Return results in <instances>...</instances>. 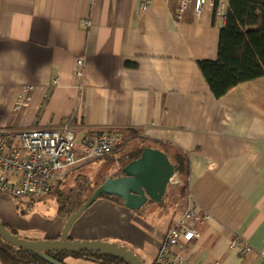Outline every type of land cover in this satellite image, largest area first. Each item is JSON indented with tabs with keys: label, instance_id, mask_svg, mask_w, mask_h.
I'll list each match as a JSON object with an SVG mask.
<instances>
[{
	"label": "crops",
	"instance_id": "0c3cea01",
	"mask_svg": "<svg viewBox=\"0 0 264 264\" xmlns=\"http://www.w3.org/2000/svg\"><path fill=\"white\" fill-rule=\"evenodd\" d=\"M219 1L227 10L228 0ZM141 2L0 0V128L67 125L77 158L84 137L108 133L129 147L186 157L184 194L174 185L162 198L175 209L163 229L139 215L145 205L131 211L99 198L72 225L69 239L108 237L132 251L148 243L154 257L173 220L192 207L208 218L184 249L188 264H264V77L216 99L197 62L216 60L223 24L209 10L178 16V0H151L145 10ZM78 59L81 76L74 73ZM29 86V101L16 109ZM113 157L79 162L65 176ZM0 220L26 233L39 231L36 240H55L66 218L56 213L53 221L27 220L2 195ZM235 239L251 251L239 254L231 247ZM73 259L63 263L79 261Z\"/></svg>",
	"mask_w": 264,
	"mask_h": 264
},
{
	"label": "built area",
	"instance_id": "2783aa9c",
	"mask_svg": "<svg viewBox=\"0 0 264 264\" xmlns=\"http://www.w3.org/2000/svg\"><path fill=\"white\" fill-rule=\"evenodd\" d=\"M150 3L151 0H142L140 9L145 10ZM187 10H192L194 15L209 10L220 24L224 23L226 15V7L219 0H178L177 15L181 16ZM75 65V76H81L83 61L78 59ZM32 91L31 86L23 88L16 101V109L29 101ZM122 143L115 133L92 134L83 138L80 158H77L74 134L67 125L17 130L0 128V194L17 201L47 196L53 192L55 182L79 162L108 156ZM171 183H178L176 177ZM207 218V215L199 216L192 207L186 208L163 235L150 264H188L184 249L198 239L196 225ZM231 247L241 255L251 251L238 239L231 242ZM261 258L264 260V253Z\"/></svg>",
	"mask_w": 264,
	"mask_h": 264
},
{
	"label": "trees",
	"instance_id": "16d2710c",
	"mask_svg": "<svg viewBox=\"0 0 264 264\" xmlns=\"http://www.w3.org/2000/svg\"><path fill=\"white\" fill-rule=\"evenodd\" d=\"M197 66L209 91L216 99L239 84L264 77V0H228L225 20L219 29L217 58L214 61H199ZM128 142H123L112 154L103 158L106 159L123 151L125 153L120 158L121 163L126 164L136 159L145 147L142 145L129 147ZM171 158L168 160L178 178L175 186L181 189L182 196L189 173L187 159L177 153ZM118 173L121 174V171ZM117 174L116 176H119ZM60 184L61 182L58 181L52 193L56 195L58 216L67 219L87 201L94 190L89 188L87 178L81 175L75 177L73 186L67 191H59ZM100 198L122 204L118 197L101 196ZM4 226L15 235L5 224ZM50 256L62 263V259L69 256L96 264H124L99 253H51ZM0 263L48 264L39 257L19 250L1 239Z\"/></svg>",
	"mask_w": 264,
	"mask_h": 264
},
{
	"label": "water",
	"instance_id": "95a60500",
	"mask_svg": "<svg viewBox=\"0 0 264 264\" xmlns=\"http://www.w3.org/2000/svg\"><path fill=\"white\" fill-rule=\"evenodd\" d=\"M176 177L167 156L160 150L144 148L140 155L123 164L121 175L104 180L87 201L65 221L58 239L29 241L11 234L0 220V239L11 246L39 257L48 264H64L51 253H99L124 264H145L127 247L101 240H71L68 232L82 214L101 196L118 197L125 208L138 211L148 201L160 203Z\"/></svg>",
	"mask_w": 264,
	"mask_h": 264
},
{
	"label": "rangeland",
	"instance_id": "374dc122",
	"mask_svg": "<svg viewBox=\"0 0 264 264\" xmlns=\"http://www.w3.org/2000/svg\"><path fill=\"white\" fill-rule=\"evenodd\" d=\"M152 149L157 150V148H152ZM122 152L123 151L116 153L112 158V160L93 161L91 163H87L83 165L79 170H76L74 173H71V175L64 177L63 180L60 181L61 184L59 186L60 188L59 191L62 192L67 191L68 188L72 187L74 184L75 177L78 175H81L82 177H86L89 188L91 190H95L98 187L97 184L100 183L101 179L114 177L113 175H116L119 171H121L122 166L118 163V161H116V158L119 159L121 157ZM117 175L120 176L121 174L118 173ZM174 185L175 184L173 183L169 184V186L167 187V192H169L170 187H173ZM175 188L176 187H173L172 189ZM0 196H2V194H0ZM3 196H7V195H3ZM86 196H88V193L86 194ZM8 197L11 198L10 196ZM9 200H11L15 205V210L17 215L27 220H29L31 216H36L41 219L53 221L54 218L56 217L57 201H56V195L53 193L37 199L27 198L17 201L11 198ZM174 212L175 209L172 210L170 207H168V204L165 205L163 202L156 203L153 201H148L147 204H145V206L142 208L141 214L139 215L145 220L147 224L153 226V228L155 229L161 230L164 228L171 214ZM5 225L8 227V229L12 230L15 233V235L21 239H25L29 241H39L36 239H39V237L42 236L41 233L36 230L32 231V233L30 232L26 233L23 230H20L14 226H10L8 224ZM101 241L114 242L117 243L118 245L129 247V245L126 242H123L121 240H114L108 237L103 238ZM133 252L136 255H138L141 258V260L145 262V264H150V261L154 255V248L148 243H145L142 249H140L139 251L133 250ZM66 258H68V256L64 257L62 261L65 262ZM70 264H96V263H93L91 261H86L84 259H79V261L71 262Z\"/></svg>",
	"mask_w": 264,
	"mask_h": 264
},
{
	"label": "flooded vegetation",
	"instance_id": "af4514ba",
	"mask_svg": "<svg viewBox=\"0 0 264 264\" xmlns=\"http://www.w3.org/2000/svg\"><path fill=\"white\" fill-rule=\"evenodd\" d=\"M127 249H129L128 247H127ZM130 250V249H129ZM132 251V250H131ZM133 252V251H132ZM134 253V252H133ZM135 254V253H134ZM138 256V255H137ZM139 257V256H138Z\"/></svg>",
	"mask_w": 264,
	"mask_h": 264
}]
</instances>
